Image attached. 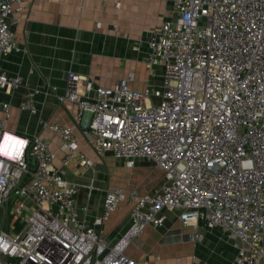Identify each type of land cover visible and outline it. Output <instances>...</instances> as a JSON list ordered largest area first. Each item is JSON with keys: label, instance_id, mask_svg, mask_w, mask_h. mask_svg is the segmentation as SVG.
<instances>
[{"label": "built area", "instance_id": "built-area-1", "mask_svg": "<svg viewBox=\"0 0 264 264\" xmlns=\"http://www.w3.org/2000/svg\"><path fill=\"white\" fill-rule=\"evenodd\" d=\"M172 10L147 41L148 64L163 70L160 86L135 89L132 76L95 86L71 72L59 96L78 106L98 156L110 152L129 166L150 160L162 172L157 188H107L100 215L81 218V185L55 165L51 139L9 130L12 104L0 102V264H141L125 245L148 225L162 226L171 210L186 225L221 228L236 248L234 264H264V0H173ZM26 11L32 0H0V57L20 49ZM23 81L0 65V96ZM18 108L39 111L34 89ZM44 125L64 165H93L72 126ZM121 202L131 225L111 245L103 225Z\"/></svg>", "mask_w": 264, "mask_h": 264}, {"label": "crops", "instance_id": "crops-1", "mask_svg": "<svg viewBox=\"0 0 264 264\" xmlns=\"http://www.w3.org/2000/svg\"><path fill=\"white\" fill-rule=\"evenodd\" d=\"M172 9L173 0H32V11L23 12L16 28L20 49L0 57L3 69L24 78L17 89L0 96V102L12 104L6 127L51 139L55 165L81 185L75 198L81 218L100 215L107 188L151 191L160 185L162 172L145 158L129 166L110 152L98 156L85 142L78 106L59 96L65 94L71 72L94 79L95 86L113 87L131 76L129 84L135 89L160 86L163 70L148 64L147 41L153 29L171 18ZM28 89L35 90V114L18 108ZM53 119L72 126L80 150L93 160L91 167H80L77 159L71 165L62 163L57 136L44 125ZM91 183L94 189L88 195ZM130 225L128 206L121 202L105 220L104 236L116 244ZM197 230L204 236L200 241L193 236ZM124 253L141 264H234L237 251L221 228L186 225L179 211L171 210L162 226L148 225L125 245Z\"/></svg>", "mask_w": 264, "mask_h": 264}, {"label": "rangeland", "instance_id": "rangeland-1", "mask_svg": "<svg viewBox=\"0 0 264 264\" xmlns=\"http://www.w3.org/2000/svg\"><path fill=\"white\" fill-rule=\"evenodd\" d=\"M172 17V16H171Z\"/></svg>", "mask_w": 264, "mask_h": 264}]
</instances>
